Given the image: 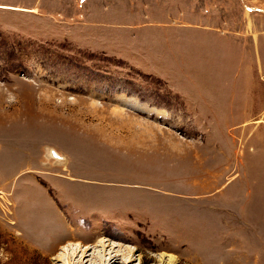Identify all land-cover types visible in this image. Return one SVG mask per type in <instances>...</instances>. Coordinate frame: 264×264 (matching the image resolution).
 <instances>
[{"label": "rangeland", "instance_id": "rangeland-1", "mask_svg": "<svg viewBox=\"0 0 264 264\" xmlns=\"http://www.w3.org/2000/svg\"><path fill=\"white\" fill-rule=\"evenodd\" d=\"M102 238L264 264V0H0V264Z\"/></svg>", "mask_w": 264, "mask_h": 264}, {"label": "bare ground", "instance_id": "bare-ground-1", "mask_svg": "<svg viewBox=\"0 0 264 264\" xmlns=\"http://www.w3.org/2000/svg\"><path fill=\"white\" fill-rule=\"evenodd\" d=\"M56 244H51L47 247V254H53L56 251ZM93 248V253H97L93 256V260L87 259L88 251ZM98 248V249H97ZM61 249V253L57 255L53 260L60 261V264H133L136 260L138 264L142 263V256L140 253L136 254L132 249L124 247L120 241L99 239L93 244H85L82 242L74 243L69 241ZM152 264H177V258L170 253L160 252L157 257L152 258Z\"/></svg>", "mask_w": 264, "mask_h": 264}, {"label": "crops", "instance_id": "crops-1", "mask_svg": "<svg viewBox=\"0 0 264 264\" xmlns=\"http://www.w3.org/2000/svg\"><path fill=\"white\" fill-rule=\"evenodd\" d=\"M104 213V212H103ZM104 215L106 216V215H108V217L107 218H112V217H114L113 218V220H116L117 218V216L118 215H122L123 216V214L122 213H120V212H116L115 214H113V213H104ZM116 216V217H115ZM122 216H120V217H122ZM119 218V217H118ZM120 219H122V218H120Z\"/></svg>", "mask_w": 264, "mask_h": 264}]
</instances>
